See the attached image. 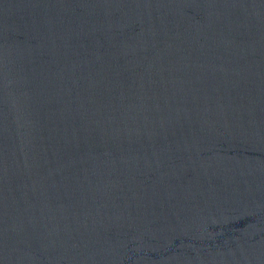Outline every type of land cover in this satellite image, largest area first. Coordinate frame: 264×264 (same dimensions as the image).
Wrapping results in <instances>:
<instances>
[{"label": "water", "instance_id": "95a60500", "mask_svg": "<svg viewBox=\"0 0 264 264\" xmlns=\"http://www.w3.org/2000/svg\"><path fill=\"white\" fill-rule=\"evenodd\" d=\"M0 264H264V0H0Z\"/></svg>", "mask_w": 264, "mask_h": 264}]
</instances>
